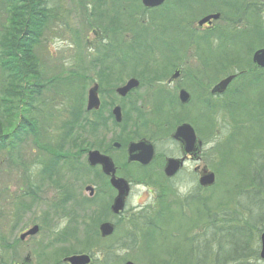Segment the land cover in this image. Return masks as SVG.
Segmentation results:
<instances>
[{
	"label": "rangeland",
	"instance_id": "1",
	"mask_svg": "<svg viewBox=\"0 0 264 264\" xmlns=\"http://www.w3.org/2000/svg\"><path fill=\"white\" fill-rule=\"evenodd\" d=\"M221 1L223 0L168 1L163 8L148 13L143 12V6L137 2L136 6L139 12L142 11L139 13L140 19H152L171 10L164 15L165 19L182 21L184 18L191 28L204 16L215 13L218 9L223 10L224 17L215 22L216 30L194 32L193 43L185 49L188 51L186 58L190 61L189 65L196 66L197 61L201 63L200 57L209 50L211 56L219 54L218 59H223L224 65H229L228 70L234 63L238 65L237 68H253V52L264 47V35L260 33L253 36L258 30L264 34V29L260 28L263 26L255 25L256 22L264 25V0H229L228 3L225 1V5ZM55 2V15L41 43L37 45L44 69L42 78L62 80L68 77L72 79V84L66 86L69 88L68 92L64 82L58 80L54 81V86L47 85L43 88L40 99L36 102L39 107L33 108L34 115L41 121L42 132L38 138H32L28 134L20 143L13 138L15 145L10 150L9 147L0 150V264H64L63 258L79 253L92 254L91 264H102L106 253L112 259L109 264H125L128 260L137 264H195L190 250L194 236L196 239L193 245H197V252L202 247L201 258L207 263L208 240L212 241V250L218 248L217 243H222L226 248V256L234 252L230 240L237 241L238 244L245 240L236 235L238 228L232 231L231 236L228 235V231L235 227L232 223L223 225L221 236L212 232L213 228L221 227L219 223L223 218L231 217V211L237 212L235 225L239 226L247 220H250L249 224H253L252 235L248 234L246 237L247 240L251 238L252 257L233 264H264L259 253L260 233L264 230V223H260L259 227L254 225L259 208L256 199L252 201V194L246 190L252 175L249 166L252 155L249 150L252 151L256 138H264V130L259 127L263 121L258 119L264 113V83H261L264 76L259 81L258 75L257 78L250 75L252 80L244 88L236 89L239 84L236 82L227 96L228 117L225 112L219 111V117L215 118L216 126L209 128V146L204 161L215 172L216 182L204 191L203 204L192 201L185 210H180V203L190 194L195 183H198L189 169L179 177L176 188L170 189L163 177L158 176V172L156 174L155 167L144 170L133 165L126 166V160L118 158L120 164L124 163V170L133 181V192L127 209L131 211L134 207H144L146 211L159 210L163 214L158 217L157 225L142 233L139 230L141 228L134 225L136 221L133 222L140 220L139 218L132 217L128 220L123 217L118 220L114 235L104 238L98 229L104 220L110 218L108 210L111 197L107 183L101 177L102 173L87 164L86 155L78 162L84 165V169L80 167L82 170L78 172V160L75 156L56 160L42 145L46 142L58 147L64 137L62 125L72 119L69 116L71 111H84L91 85L78 74L85 73L81 67L88 66L91 59L100 57L98 53L102 45L110 39L93 32L97 27L92 20L91 25L90 17L88 18L93 6H88L90 8L85 10L79 0ZM249 4H252V9L256 12L250 14L252 10L249 13L247 10L244 14L243 10ZM3 16L0 6V24L4 22ZM247 27L252 29V41L242 43L239 39L242 33L237 31H243ZM231 29L236 31L221 36ZM97 31L100 32V29ZM209 34L212 40L205 45V37ZM246 34L250 36L251 32ZM215 37L218 40L213 39ZM198 50H202L201 55H198ZM124 57L131 61L128 54ZM143 93L144 90H141L142 98L150 97L152 99L147 102H154L152 96ZM82 123H85L82 125L85 128L80 129L82 139L79 142L66 139L70 143L66 147V153H77L78 143H82V148L85 149L101 150L108 146L114 132L112 124H100L95 128L84 120ZM135 134L136 132L133 135ZM117 154L118 152H113V155ZM45 165L49 171L45 170L48 172L43 177L41 170ZM151 184L158 185L155 188L157 195L162 196L156 203ZM89 185L97 188V193L92 197L86 189ZM151 222H154V218ZM35 224L39 225V232L22 240L20 234ZM133 240H137L135 246L122 248L119 245Z\"/></svg>",
	"mask_w": 264,
	"mask_h": 264
},
{
	"label": "flooded vegetation",
	"instance_id": "2",
	"mask_svg": "<svg viewBox=\"0 0 264 264\" xmlns=\"http://www.w3.org/2000/svg\"><path fill=\"white\" fill-rule=\"evenodd\" d=\"M104 23L107 25L115 23L122 28L125 27L122 29L121 35L114 36L116 39L123 38V48H130L127 44L128 41L139 42V37L142 38V36H138V32L156 33L149 43L151 49L147 52L138 49L106 51L99 60L97 58L91 59L88 63L89 67H81L85 73L80 72L79 74L85 81L89 82L91 87L96 86L98 88L101 99L99 107H94L91 110H87L86 102V109L78 112L79 119L93 124H112L114 132L109 144L99 151L114 161L115 176L126 179L131 186L126 209L115 214L112 212L111 206L118 190L111 183L113 175L104 173L101 164L91 166L102 173L103 176L101 175V177L106 181L110 191L111 203L108 210L110 218L108 220L114 221L116 226L118 220L123 217L128 220L136 217L145 223L147 217L160 213L146 211L144 207H134L131 211L127 209L129 198L133 192V181L124 170V163L120 164L118 158L126 160V166L133 165L144 170L155 167L156 174L158 172V176L163 177L170 189L176 188L179 177L185 170L189 169L195 178V182L198 183H195L190 194L184 197L180 203V208L185 209L192 201L203 204V194L207 189L200 186L199 177L201 169L208 166L204 157L209 146V118L211 116L214 120L215 115L214 112H210V107L224 105V102H227L224 97L231 87L230 84L224 93L212 92V89L227 76L223 62L217 59L215 54L211 56L207 51L204 52L203 57H200L201 63L197 61L196 66L189 65L190 61L188 57L186 58L188 51L185 49L192 44V28L189 29L183 21L163 18L147 21L122 18L107 19ZM128 25L133 27L128 28ZM193 27L195 31L212 32L217 29L215 21L203 26L193 25ZM93 32L100 36L103 33L97 29ZM131 46H134L131 49L140 47L139 43L131 44ZM125 54L131 57V61L124 57ZM132 79L138 81L137 86L126 96L119 95V88L125 86ZM141 90H144L143 95L152 96L154 102H147L152 99L150 97L142 98ZM182 90L188 92L189 102L181 101L180 93ZM117 114L121 116V122L117 121ZM184 123L191 125L196 134L190 152H186L181 139L174 136L176 129ZM135 132L136 134L133 135ZM142 140L148 141L147 145H152L154 150V158L147 165L140 161H129L130 145ZM147 145L138 149L139 152L146 153ZM88 152L89 150H87L86 159ZM113 152H118V154L113 155ZM172 157L182 158L184 165L176 175L167 177L164 169L168 159ZM152 186L154 189L153 200L156 203L162 196L157 195L155 188L158 185ZM87 187H90V197L97 193L96 186L89 185ZM148 187L152 191L150 186ZM98 191L100 190L98 189ZM161 200L163 199L161 198ZM197 212H200V209H197Z\"/></svg>",
	"mask_w": 264,
	"mask_h": 264
},
{
	"label": "trees",
	"instance_id": "3",
	"mask_svg": "<svg viewBox=\"0 0 264 264\" xmlns=\"http://www.w3.org/2000/svg\"><path fill=\"white\" fill-rule=\"evenodd\" d=\"M52 2H54V5H52ZM136 2L140 4V0ZM136 2L135 0H79V4L85 10L93 6L90 14H88V18L90 17L89 22L92 20L95 27L104 29L112 37L122 34V29H125V27L120 29L121 26L115 23L107 25L104 21L107 19H122L123 17L126 19H140L139 13H142L143 10L141 12L138 11ZM0 6L4 14V22L0 24V107L2 109L0 112V150L7 147L10 150V147L13 144L15 145V139L13 138H16L20 143L28 134L29 136L31 134L32 138L41 135V121L34 115L33 108L39 107L36 102L40 99L43 88L47 85L54 86V81L56 80L64 82L65 87H68L72 84V79L70 78V80L66 77L62 80L58 78H48L45 80L44 77L42 78L44 69L37 52V45L41 43L46 29L55 15V11L57 10L55 0H0ZM88 6L90 7L88 8ZM143 12L146 13V10ZM255 25L261 26L257 23ZM128 28H132V25H128ZM260 28L264 29L263 27ZM255 33L264 35L260 30ZM118 41H121V39H118ZM135 43L137 44L138 42L135 41L131 44L135 45ZM131 44L129 46L134 47ZM140 45L143 47L141 50L146 51L147 49H151L147 38L141 39ZM252 70L254 71H252V74L256 78L258 75L260 77L259 81H261L264 71L255 70L254 68ZM261 83H264V80ZM67 87L66 92L69 91ZM69 116L72 119L69 123L66 122L62 125V135L64 137L58 144V147H54L46 142L42 145L43 149L57 154L58 158L56 160L62 159L60 158L61 154H68L65 150L66 147L70 146V143L67 142L69 139H74L78 142L79 139H82L80 129L85 128L82 127L85 123H82L83 121L79 119L77 111H71ZM260 116L258 119L263 122L259 127L260 130H264V113H261ZM62 144L66 146H62ZM77 148L80 153L85 151L82 148V143H78ZM251 149L252 151L249 150V153L252 155V162H250L249 166L252 167V175L249 177V188L246 190H249L250 194H252V201L255 198L258 204L259 214L257 222L254 225L259 227L260 223H264V138L259 140L256 138L253 141ZM241 154L244 155L242 152ZM45 170L49 171L47 165L41 170V176L43 175V177H45L44 173L47 175L48 172H45ZM235 221L236 218H225L221 223L222 225L234 224ZM249 222L250 220H247V222L239 226L237 224L234 225L239 229L236 235L245 238V240L240 244L237 241L230 240V246L234 248V252L231 255H225L226 248L222 243H217L218 248L212 250V245H210L212 241L208 240L206 250L208 264L241 263L246 258L252 257L251 238L249 240L246 238L248 234L252 235L253 224L251 225ZM150 225L147 223L141 226L145 228ZM235 227H233V231L236 229ZM213 229L212 232L214 234L221 236L220 232L222 230L220 227ZM228 235L231 236L232 232L228 231ZM105 256L106 258L103 259L102 264H109V261L112 260L111 256L108 253ZM224 257L225 259H223ZM99 258L101 259L102 256H99Z\"/></svg>",
	"mask_w": 264,
	"mask_h": 264
},
{
	"label": "water",
	"instance_id": "4",
	"mask_svg": "<svg viewBox=\"0 0 264 264\" xmlns=\"http://www.w3.org/2000/svg\"><path fill=\"white\" fill-rule=\"evenodd\" d=\"M166 0H142L143 4L147 7H157L162 5ZM220 14H213L210 16L205 17L199 23L202 25L203 23L210 21V19H218ZM253 63H255L258 67L264 68V48L257 49L253 54ZM233 76H230L224 79L221 83H219L215 88L214 92L224 91L228 84L232 81ZM138 83L137 80L132 79L126 86L119 88V93L122 95H126L134 86ZM188 94L184 91L182 92V101H188ZM99 96H98V88L95 86L90 89L89 91V100H88V109H92L93 107L99 106ZM118 120L120 121L121 118L118 114ZM176 138L181 139L183 144L185 145V151L190 152L192 151V146L194 143V139H196L195 133L193 128L188 125L184 124L178 127L175 135ZM148 141L142 140L137 143H132L129 147V160H138L141 161L143 164H148L154 157V150L152 145H147ZM147 145L146 153L139 152L138 149H141L143 146ZM118 146V144H117ZM89 162L92 165L102 164L104 167V171L106 173H115L114 163L109 156L102 155L98 150H92L89 152ZM183 162L181 159L170 158L167 161L165 167V173L167 176L175 175L179 169L182 167ZM112 184L118 190V195L114 200L112 205V209L115 213H119L125 207L126 197L129 194L130 186L129 183L123 178H116L115 176L112 177ZM215 183V174L214 172L208 170L205 167L201 172L200 177V184L203 186H212ZM115 225L111 222H104L100 225V233L103 237L111 236L114 233ZM39 231V226L35 225L27 232L21 235V238L24 239L28 235H34ZM261 257L264 259V231L261 234ZM91 256L89 254H75L69 257H66L64 261L69 262L70 264H90L91 263ZM125 264H136L132 261H127Z\"/></svg>",
	"mask_w": 264,
	"mask_h": 264
}]
</instances>
